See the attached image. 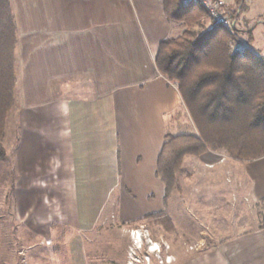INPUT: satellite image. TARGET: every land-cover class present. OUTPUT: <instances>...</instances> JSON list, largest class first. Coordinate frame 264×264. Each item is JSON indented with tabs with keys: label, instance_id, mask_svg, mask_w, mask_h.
<instances>
[{
	"label": "crops",
	"instance_id": "1",
	"mask_svg": "<svg viewBox=\"0 0 264 264\" xmlns=\"http://www.w3.org/2000/svg\"><path fill=\"white\" fill-rule=\"evenodd\" d=\"M9 2L18 38L19 127L24 142L17 153V170L22 185H37L44 176L54 175L58 184L63 183L72 146L68 150L58 129L61 107L52 89L63 80L85 78L92 83L93 97L82 108L78 146L88 185L104 177L106 160L114 162L124 199L120 209L136 217L162 210L164 188L154 173L164 135L180 134L174 119L181 111L191 134L195 132L176 87L154 64L159 42L180 32L173 35L175 25L167 21L162 0ZM220 156L208 152L189 163L212 172L217 167L221 173L228 170L236 194L241 188L245 200L264 198V157L242 164L222 163ZM74 195L70 193L68 201H74ZM39 200L38 214L44 216L45 198ZM82 200L91 202L89 188ZM28 211L21 214L26 217ZM24 224L39 232L38 225ZM186 264H264V229L238 234Z\"/></svg>",
	"mask_w": 264,
	"mask_h": 264
},
{
	"label": "rangeland",
	"instance_id": "2",
	"mask_svg": "<svg viewBox=\"0 0 264 264\" xmlns=\"http://www.w3.org/2000/svg\"><path fill=\"white\" fill-rule=\"evenodd\" d=\"M216 5L239 30L237 44L264 56V0H217ZM234 10L238 12L231 18L228 12ZM204 24L210 27L213 23L207 18ZM177 29L180 34L184 28L176 24L173 35ZM248 34L252 36V43L248 42ZM17 76L19 79L18 68ZM52 92L61 107V116L56 122L58 129L63 132L68 150L72 146L68 159L71 165L69 167L68 163L62 170L65 174L61 184L54 175L44 176V182L37 185H22L17 170V153L24 142L19 127L22 105L18 83L3 141L8 158L0 162V264H186L188 259L210 247L259 226L260 200H245L240 196L243 195L241 188L236 194L231 187V172L221 173L218 167L213 172L208 171L198 163H189L196 161L193 157L186 158L183 164L182 192L174 194L162 209L172 219L174 232L168 234L159 226L134 224L141 216H130L120 209L124 199L116 175L117 165L106 160L104 177L98 181L92 179L90 185L82 168L78 141L82 139V108L93 97L91 81L85 78L63 80ZM174 121L179 128L177 133H191L192 127L184 111L179 112ZM215 153L221 154L220 162H232L223 153ZM88 188L91 202L82 200ZM70 193L75 194L71 202L68 201ZM220 196L229 208L223 224L214 221L216 210L206 207L212 198ZM40 198H45L44 216L38 214ZM23 210L29 213L26 217L21 214ZM149 213L153 212L146 214ZM24 223L38 225L39 232L31 231ZM52 225L57 226V231L52 230ZM49 237V242L41 241ZM56 246L61 248L58 252L54 251Z\"/></svg>",
	"mask_w": 264,
	"mask_h": 264
},
{
	"label": "trees",
	"instance_id": "3",
	"mask_svg": "<svg viewBox=\"0 0 264 264\" xmlns=\"http://www.w3.org/2000/svg\"><path fill=\"white\" fill-rule=\"evenodd\" d=\"M162 7L167 21L184 29L159 42L154 64L176 87L195 131L164 135L154 174L163 184L166 207L174 194L182 192L180 175L186 158L221 152L244 164L264 157V56L249 48L232 53L239 30L233 33L215 24L206 27L204 20L209 16L198 3L162 0ZM236 12L228 13L233 18ZM247 36L252 43L251 34ZM17 45L10 2L0 0V162L6 159L3 141L19 83ZM258 204V228L264 229V198ZM206 207L216 210V223L223 224L228 218L223 196L212 198ZM133 223L159 226L168 234L175 230L165 210L143 215ZM51 228L57 231L56 225ZM59 249L56 246L54 251Z\"/></svg>",
	"mask_w": 264,
	"mask_h": 264
},
{
	"label": "built area",
	"instance_id": "4",
	"mask_svg": "<svg viewBox=\"0 0 264 264\" xmlns=\"http://www.w3.org/2000/svg\"><path fill=\"white\" fill-rule=\"evenodd\" d=\"M191 3H198L200 4L205 11L207 12L209 16V20L215 25H219L226 30L230 32H235L234 30L236 29L235 24L232 23L229 20V17L225 14V12L218 7L217 0H181V4L187 5ZM243 48H247L244 46H241L239 44H233L231 46V52L232 53H237L243 50Z\"/></svg>",
	"mask_w": 264,
	"mask_h": 264
},
{
	"label": "clouds",
	"instance_id": "5",
	"mask_svg": "<svg viewBox=\"0 0 264 264\" xmlns=\"http://www.w3.org/2000/svg\"><path fill=\"white\" fill-rule=\"evenodd\" d=\"M149 250V252H151V249H148Z\"/></svg>",
	"mask_w": 264,
	"mask_h": 264
}]
</instances>
